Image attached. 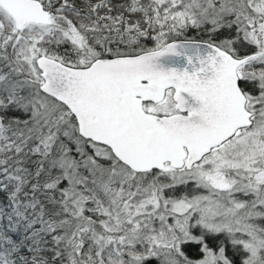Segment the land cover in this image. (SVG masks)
<instances>
[{
    "label": "snow or ice",
    "instance_id": "snow-or-ice-1",
    "mask_svg": "<svg viewBox=\"0 0 264 264\" xmlns=\"http://www.w3.org/2000/svg\"><path fill=\"white\" fill-rule=\"evenodd\" d=\"M0 264H264V0H0Z\"/></svg>",
    "mask_w": 264,
    "mask_h": 264
}]
</instances>
